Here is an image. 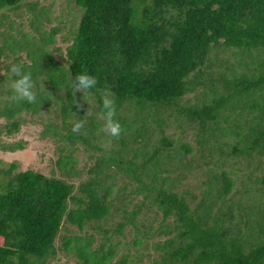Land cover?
Here are the masks:
<instances>
[{"label":"trees","instance_id":"1","mask_svg":"<svg viewBox=\"0 0 264 264\" xmlns=\"http://www.w3.org/2000/svg\"><path fill=\"white\" fill-rule=\"evenodd\" d=\"M21 1L0 0V25L12 28L7 12L16 11ZM70 1L81 14L63 63L47 48L57 29L44 31L33 19L37 37L18 28L15 34L0 31V55L25 51L28 59L20 61L18 54L4 65L0 117L6 119V132L18 131L26 114L42 118V111L53 110L57 118L45 123L43 133L66 142L57 159L60 176L33 169L13 172L14 163L2 174L0 264H50L60 252L74 264H141L151 253L138 250L148 243L157 251L151 264H264V174L253 181L249 175L253 185L241 180L239 198L227 200L235 185L228 171L208 173L200 196L189 199L190 192L178 190V181L165 175L194 168L191 160L171 154L180 141L161 136L159 145L149 148L151 131L180 114L189 127L197 124L194 138L204 159L225 154L220 141L237 136L232 153L247 160V166L256 159L253 170L261 171L264 0ZM27 7L36 19L48 17L37 2ZM12 65L32 74L35 103L12 99ZM83 72L98 81L91 90L97 111L102 112L105 91L114 101L115 119L123 131L116 139L101 130L111 139L110 147L93 141L100 137L103 121L93 113L85 116L83 94L74 97L70 89L69 81ZM199 88L200 97L193 103L180 104ZM128 109H134L132 115L140 113L141 121L122 114ZM77 120L85 124L74 133ZM76 141L90 151L88 159L95 158L86 170L88 177L77 186L72 178L83 170L75 169L71 150L65 153ZM166 147L170 149L164 153ZM179 147L193 150L188 142ZM218 161L224 162L222 157ZM116 172L122 176L117 189L122 193L113 195ZM134 194H142L161 215L139 216L143 202L130 207ZM68 225L78 231L60 234ZM87 227L99 230L97 242ZM157 236H163L162 241H155Z\"/></svg>","mask_w":264,"mask_h":264},{"label":"rangeland","instance_id":"2","mask_svg":"<svg viewBox=\"0 0 264 264\" xmlns=\"http://www.w3.org/2000/svg\"><path fill=\"white\" fill-rule=\"evenodd\" d=\"M35 2H37L39 6L43 5L47 9V18L38 17L36 19V17H33L31 15L27 4ZM0 11H3V9H1ZM7 13L10 15V19L13 23L11 24L12 28H9V26L5 27L0 25V31H5V33L11 32L15 34L16 29L18 28L19 31L30 32L32 35L37 37L38 33L34 30L35 25H39L44 31H51L53 28L57 29L54 34L53 42L49 43L47 48L50 52H52L55 59L61 61L62 63L64 62L63 59L65 58L66 47L72 42V30L76 29L81 14L80 9L72 1L22 0L20 2V6L16 11H8ZM33 19L34 22L38 21L37 24H31V21ZM5 53L8 55V50ZM18 54L20 55V61H28L25 51H20L17 54L10 53L7 58L4 55H0V80L2 79L1 75L5 73V63H10L13 59L12 57ZM200 91L201 90L199 88L198 91L189 92L180 100V104L193 103L196 97H200ZM97 106L98 104H96L95 99L93 98L89 105V109L91 114L93 113L95 117L99 118L100 112L97 111ZM86 107L88 108L87 102ZM129 107L130 105L128 104L124 105V108ZM132 113H134V109H128L122 114H130L131 116H129L128 119H136L141 121L140 113H137L135 115H132ZM41 116L42 118H39L38 115H34L33 117H31L29 114H26V121L21 123L19 130L10 134L6 132V128L4 127L6 119L4 117H0V178L2 174H4L5 169H9L10 165L13 163L16 165L13 172L33 169L36 171H40L48 176H60L57 159L61 154V146L66 145V142L64 143L61 140H57L55 139V137H52L48 133H43L45 123L53 121L57 118L55 112L53 110L51 112L42 111ZM57 120L58 122L60 121L59 118ZM166 122L167 125L163 126V128L156 130L153 129L151 131L152 139L149 148L152 149L154 145H159L158 138H160L161 136H172V138L179 140L180 143L188 142L189 144H191V147L193 148L192 152H185L183 150H180V143H176L175 147H172L171 149V154L174 155L175 153H179V157H182V160L185 162L186 160H191L193 163L192 166H194V168H192L190 171L184 170L183 172H179L178 170H174L165 174L178 181V190H188L190 192L187 193L188 198H192V196L195 194L198 197L200 196V192L203 189L202 181L208 177V173H219L222 169L228 171L229 176H231L235 183L233 192H231L234 193L235 196L230 193V195L226 197L227 200H235L239 198L241 180L249 183V185H253L252 181L255 178H258V176H260V173L264 174V164L261 166L262 169L260 172L258 170H253L254 166L257 163L256 159L251 162L250 166H247V160L243 159L242 157L235 156V154L232 153L231 146L235 141L239 140V137L230 135L226 136V138L221 140L219 144L221 146V150L225 154L222 155L218 152L213 156H210L209 159H204L203 153H200L198 151V144L196 142V139L194 138V135L198 129L197 124L192 122V127H189L186 123V117L181 116L180 114L177 115L176 121H173V117L170 116L169 118H167ZM146 124H151V122H146ZM154 126L156 127V125ZM101 129L102 125L98 130V136L100 137L97 140L93 141L100 146L110 147L111 139H106V136L101 135ZM18 145H20V147H17ZM117 145L119 144H114V147ZM11 146L13 147V149L10 148ZM168 149H170V147H166L164 153H166ZM68 150H71V153L77 159L75 169L83 170L81 176L72 178V181L77 186L80 181H83L88 177L86 170L94 162L95 158H92L91 160L88 159L90 151L84 150V145L82 143H79V141H76L74 144L67 146V150H65V153H67ZM131 154L132 152H130V155ZM220 157H222V159L224 160L223 163H219L218 159ZM165 161H167V159H165ZM215 162H217L218 164H215ZM251 171H254V173L252 174ZM63 173L64 176H67L65 172ZM116 173V188L113 195L122 193L118 192L121 190L117 191V189L122 187V176L119 172ZM249 175L253 176L252 181H248ZM236 190L238 191V193L236 192ZM131 197L133 198V201H131L130 207L135 205V203L138 201L143 202V205H141L142 212L139 216H142L144 218L145 214L151 219L153 217H156L157 213L158 215H161L160 211L155 212L156 210L154 209V207L148 205V200L143 198L142 194H134ZM192 203L194 204L195 201H193ZM169 221H171V219H169ZM141 222H144L146 224L148 223L145 220H142ZM105 227H108V225H105ZM67 228L69 229L68 231L62 230L60 234L70 233L71 230L75 228V226L68 225ZM86 230L95 234V241L97 242L99 239V230L93 231L90 227H87ZM77 231L78 230L76 229L72 230V232ZM126 238H131V235H128V237ZM162 239L163 236H157V239L155 241H162ZM56 242L58 244L60 243V237ZM147 246V248L141 246V248H139L138 250L139 253H151V256L149 258H142L141 264H151L152 258L157 254V251L152 247V243H148ZM132 254H135L134 250H132ZM65 262H68L67 264H74V259L72 257L65 256L60 252L58 253L56 260L51 261L50 264H64Z\"/></svg>","mask_w":264,"mask_h":264},{"label":"clouds","instance_id":"3","mask_svg":"<svg viewBox=\"0 0 264 264\" xmlns=\"http://www.w3.org/2000/svg\"><path fill=\"white\" fill-rule=\"evenodd\" d=\"M10 76L13 77L10 84V88L13 92L12 99L15 101H27L28 103L36 102V93L33 91L34 84L32 74L30 72H22L21 67L18 65H12L9 69ZM98 81L97 79L86 73H80L69 81L70 89L73 96L77 92L82 93L84 101L87 102L88 108L85 116L91 115L89 105L93 99L91 90L95 88ZM79 108L80 105L78 104ZM116 110L114 101L111 98V93L105 91L102 95V112L100 113V119L103 121L102 131L112 137L118 139L123 131L120 123L115 119ZM84 120H77L72 124V132L78 133L84 127Z\"/></svg>","mask_w":264,"mask_h":264}]
</instances>
